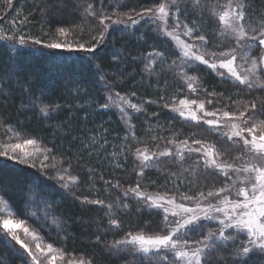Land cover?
Here are the masks:
<instances>
[{
	"label": "trees",
	"instance_id": "trees-1",
	"mask_svg": "<svg viewBox=\"0 0 264 264\" xmlns=\"http://www.w3.org/2000/svg\"><path fill=\"white\" fill-rule=\"evenodd\" d=\"M200 1L205 10L180 6V21L195 36L205 37V48L215 52L231 49L233 40L219 33L217 21L207 10L208 5L226 0ZM242 2L244 26L258 33L264 29V0ZM159 3L0 0V31L33 42L13 47L0 39V143L7 130L35 140L48 150L59 169L70 179L76 178L63 184L52 175L53 170L40 168L36 162L0 156V196L45 242L93 264H160L112 249L125 235L157 234L164 224L160 211L122 195L125 188L194 196L225 182L218 172L196 165L193 158H160L141 168L134 155L137 150L199 141L211 144L225 162L240 153L238 143L173 113L175 102L197 99L206 109L243 113L249 120L264 123V85L249 87L192 64L184 72L197 82L190 92L178 71L181 56L177 49L142 23L125 30L112 26L98 44L104 31L102 18L106 23L111 16L139 14ZM62 34L73 45H95L94 51L69 53L43 46ZM150 52L158 55L153 63ZM109 90L131 97L137 106L130 129L115 110L105 107ZM45 107L47 114L41 111ZM204 229H190L189 240L203 238ZM237 252L234 244L216 245L203 264H264L262 253L237 256ZM0 264H30L1 233Z\"/></svg>",
	"mask_w": 264,
	"mask_h": 264
},
{
	"label": "rangeland",
	"instance_id": "rangeland-1",
	"mask_svg": "<svg viewBox=\"0 0 264 264\" xmlns=\"http://www.w3.org/2000/svg\"><path fill=\"white\" fill-rule=\"evenodd\" d=\"M161 4L166 5V11L169 13V16L167 17L166 20H160L157 17L154 16H144V15H137V14H132L130 15L133 20H136V24H132L131 20H129V16L124 14V15H119V16H111V19L104 23L103 25V36L106 34L107 30L114 26H118L120 28H129L132 29L134 26H139L141 23L144 25V27L151 28L152 31L163 38L168 39L171 41V43L174 45V47L177 49L181 56V61L179 62L178 66V71L180 72L181 79H183L185 85L187 86L188 90L190 92H194L197 86V82L195 79H189L193 77H189L184 75V72L186 69L190 68L192 64H201L204 65L211 70L214 71L217 75L223 78H228L234 81L239 82L236 80L234 77L228 73L227 69L225 68H220L219 65L223 61L231 60L233 56H235V60L233 61V67L237 71L239 75L242 77H247V81L243 83L246 86L249 87H254V86H259V85H264V80L262 78V73H264V63H261L260 58L264 56V45H259V41H255V44L257 45L256 47L249 48L248 44L250 43L249 37L251 36H257L258 33H254L250 29L246 28L243 23V18H240L238 15H233L227 17L228 23L233 26V28L237 29V31H233L232 29L226 28L224 24L219 20V16L224 14L226 11H234L235 13H243V2L242 0H226V1H219L212 3L211 5L207 6L208 12L211 14V16L217 21L218 26H219V33L223 36H227L233 40V46L231 49H227L221 52H215L213 50H210L208 48H205V43L204 41H201L198 36H195L193 34V30L189 32V29L183 22L180 21L179 19V9L180 6H190L195 10H205L206 5L202 4L200 0H160V3L157 4L156 6L149 8V9H156L158 8ZM147 10V9H146ZM145 10L141 11L140 13H143ZM139 13V14H140ZM119 20L120 23H112V21ZM106 25V26H105ZM242 28L244 30L245 36L243 38H239V33L238 30ZM172 33L173 35L169 36L167 33ZM185 33H188L185 35ZM23 37L22 35L11 37V36H6L0 31V39L6 41L8 44L12 45L13 47H18L19 45L25 46L26 42L24 44H20L19 40L20 38ZM176 37H179V40L182 41L184 44L191 45V51L195 55H203L206 60H208V64H204L200 61H197L193 59L191 56H184L183 52L185 49L181 48L180 45L176 41ZM26 40L25 37H23ZM101 37V40L98 44H101L103 39ZM30 44H32V41H28ZM57 43H69L70 40L68 39V36L66 34H62L60 38L56 40ZM43 45V44H42ZM40 44V46L42 47ZM45 44L43 45L44 47L48 48ZM51 49V48H48ZM52 50H61L63 52H75V50H68V49H52ZM77 51V50H76ZM215 55H212V54ZM221 53H226L227 55H221ZM150 60L149 62L153 63L155 59H157L158 55L150 52ZM256 61V67L253 68V61ZM212 64H216L217 67L213 69L211 67ZM240 83V82H239ZM189 84H192L193 88H189ZM106 102H105V107L108 109H113L116 111L118 117L120 118L121 122L124 124V126L128 129H130V117L131 115L138 111V108L136 107L135 109L130 107L129 105H135V103L131 100V97L125 96V95H120L117 94L111 90L106 91ZM181 100H188V101H196V105H189V108L191 111H194L199 119L198 123H202L215 132L220 133L224 138H226L229 142H235L240 145V153L232 160V161H222L221 158L219 157L216 149L208 143H189L185 141L181 142H170L166 146L157 149H139L135 152V159L137 160L139 166L141 168L146 167L149 164L154 163L160 158H177V159H190L193 158L192 161L196 162V165H201L203 167L209 168L211 170H214L218 172L221 176H223L225 182L216 189H212L206 192H200L197 193L196 195L192 196H187V195H168V194H163V193H157L153 191H149L146 189L139 190V192L144 193L145 197H137L131 190L132 189H137L136 187H128L125 188L124 190L121 191V194L124 196H131L136 198L139 202L140 205L145 207V208H152L156 209L161 212L162 218H163V228L161 231L157 234L153 235H148V234H143L145 237H150V236H156V235H167L170 231H172L173 228H175V224L177 221L182 222V218H186L183 213H180L179 216H171L170 213L171 211H179V209H174L172 205L167 204V200H174L175 204H183L186 207L190 208H195L197 203L201 205V207H207L209 204L215 205V206H223L220 204V201L223 199L224 196H227L230 200L236 201V200H242L243 197L238 195L239 189L240 188H246L251 191V186L253 183H255V176L256 173L255 171H243L245 168H264V153L256 152L252 149L251 144L245 145L244 144V139H248L249 141L252 138V135L255 134L257 137H259L260 132L259 130L254 131L253 133H249L247 131L248 129H253V126H260L264 123H258L255 122L252 119H247L245 115L241 116L240 114H233L230 113L229 117H224L223 113L225 110L220 109V110H209L206 109L204 106L203 111H201L198 107V105L202 102L197 99H181ZM204 104V103H203ZM183 106L180 105V100L175 102L174 105H172L171 111L177 115H179L183 119L187 120H192L188 115V108H185V116H181L178 111H175L174 109L176 108H181ZM205 112H215L216 115L213 117H207L205 116ZM207 119H214L218 121L217 124L209 126L208 124L205 123V120ZM193 121V120H192ZM233 124L238 125L236 129L232 127ZM234 131H241V137L233 136ZM25 140H28L26 138H23L20 136L18 133H14L10 130L6 131V136L2 139V142L0 143V152H5L4 155L0 156H5L6 158L15 161V162H22L20 160V156L22 155L21 151L17 149L15 152H13L10 148H6V146L9 145H15V144H23ZM201 144L205 146H211V149L213 150V155L212 157H206L204 155V149H201L200 152L194 151V149L200 148ZM37 149H40V151H37ZM189 149H192L190 151ZM29 153H33L29 158L25 159L22 163H31V162H36L38 167L42 168L41 165L42 163L46 165L44 167L45 169H50L52 172L53 176H58L59 180L63 184H71V179L64 173V170L59 169V165L53 160V158H49L48 156V150L44 148L41 144L36 142L34 146H29L25 149ZM46 150V151H45ZM143 153L144 155H148L150 157H153L148 162H145L143 160V156H140L138 153ZM169 153L168 155H160L161 153ZM47 157V159H45ZM49 158V159H48ZM211 159H215L217 164L220 165H232L231 168L225 169L224 171H221L219 168L215 166H208L210 163ZM225 172L227 174H225ZM60 174V175H59ZM63 177V179H61ZM56 178V179H57ZM58 179L56 181H59ZM221 188H226V192L221 194L220 196H213V197H208L207 194L209 192L215 193L218 189ZM127 193V195H126ZM201 193H203V197H201ZM151 196L154 199L163 197V200H157V202L161 205V207H153L151 206V201L147 200L146 197ZM184 197H192L193 199H184ZM0 198H2L0 196ZM2 200L6 202L3 198ZM2 207V205H0ZM164 207L169 208V220L171 223H167L164 219L165 217V212L163 210ZM203 215V213H201ZM213 215H220L221 218L222 214H213ZM5 216H7V213L5 212ZM15 219H18L15 216ZM25 225L30 229L31 232H34L37 237H41L30 225H28L25 222ZM204 227L205 229V235L203 238L198 239L196 241H190L189 240V235L188 231L190 229L198 228L196 226H187L184 229H182L179 233L176 234V239L179 241L180 244H184L185 241H187V250H191L195 247H203L204 246V238L207 236L208 232L211 231L215 234L218 235L220 228L222 227L219 224V220L217 219H202L200 221V226L199 227ZM0 233L7 239V241L13 245L20 253L23 254L25 259L30 264H49V261L51 260V255H56V256H63L62 259H57L55 261V264H70V262H79L81 260L84 261V264H93L90 259L85 258L83 256H76L72 255L70 253H64L63 250L59 247H56L50 243L45 242L43 239H38V240H33L31 236L29 235L28 237H25L24 234L21 232L20 238L21 240L24 241L25 244L31 248L32 252L37 255V260L34 261L32 256L28 254V252L21 247L20 244L16 242L15 239L11 237L6 232H3L2 229H0ZM140 234H130V235H140ZM130 235H125L123 238L119 239L115 243H113L112 249L117 250L119 252H131L135 254L136 256H140L143 259L147 260V258L154 260L156 262H159L160 264L162 263H169V264H184L183 261L177 260V258L174 255L173 251H170L168 249H161L159 252H152L149 254H144L142 252L136 251V246L134 245H129V244H119V241L125 240L129 238ZM225 235L229 239L226 242H219V241H209V243H214V247L216 245H226L227 243L234 244V248L238 252L243 251L244 246L248 247H253L249 243V237L246 232H240L235 228L231 229H226L225 230ZM201 242V243H196V242ZM39 244L41 249L47 251L48 245H52L53 249L59 250L57 252L52 253L51 255H41L39 252H37L36 245ZM212 251V250H211ZM211 251H208L205 253V257L209 255ZM253 252H259L264 254V251L262 250H256ZM206 259V258H205ZM204 259V260H205ZM203 260V261H204Z\"/></svg>",
	"mask_w": 264,
	"mask_h": 264
},
{
	"label": "snow or ice",
	"instance_id": "snow-or-ice-1",
	"mask_svg": "<svg viewBox=\"0 0 264 264\" xmlns=\"http://www.w3.org/2000/svg\"><path fill=\"white\" fill-rule=\"evenodd\" d=\"M10 2V0H9ZM91 8V5L89 6ZM137 15H144V16H154L159 18L160 20H166L169 16V13L166 11V5L161 4L156 9H147L143 13L137 14ZM238 15L240 18H243V13H235L234 11H226L224 14L219 16V20L224 24L226 28L232 29L233 31H237V29L233 28L231 24L228 23L227 17ZM129 20H131L132 24H136L137 21L133 20L131 16H129ZM101 24L105 23V19L100 20ZM112 23H120L119 20L112 21ZM106 26V25H105ZM192 30L189 29V32ZM61 33H63V29H61ZM239 38H243L245 36L244 30L240 28L238 30ZM169 36L173 35L172 33H167ZM188 33H185L187 35ZM101 37H103V33H101ZM177 43L180 45L181 48L185 49L183 52L184 56H191L193 59L200 61L204 64H208V60L204 58L203 55H195L192 51L191 45L184 44L182 41L179 40V37L175 38ZM201 41L205 40V37L201 36L199 37ZM259 41V45H264V29L260 31V33L257 36H251L249 37L250 43L248 44L249 48L256 47L255 41ZM20 44L25 43V39L23 37L19 40ZM35 43L40 44V41H36ZM48 48L51 49H68V50H83L87 52L94 51L95 45L93 48H86L84 44L73 45L69 43H49L46 45ZM212 55H215L214 53ZM221 55H227L226 53H221ZM235 60V56L231 60L223 61L220 63V68L227 69L228 73L232 77H234L236 80H238L241 84L245 83L247 81V77H242L237 73L235 68L233 67V61ZM261 63H264V56L260 58ZM211 67L215 69L217 67L216 64H212ZM256 67V61H253V68ZM194 79V78H189ZM189 88H193L192 84H189ZM210 103V101H209ZM180 105L183 106L181 108L174 109L175 111H178L181 116H185V108H188L187 115L193 120L198 121L201 119L196 115L194 111H191L189 108V105H196V101H188V100H180ZM132 108H136V105H129ZM199 109L203 111L204 104L201 102L198 105ZM253 108L256 106L253 104ZM41 111L44 114H47L48 108L45 107L41 109ZM215 112H205V116L207 117H213L215 116ZM241 116L244 114L241 113ZM224 117H229L230 114L225 111L223 113ZM205 123L209 126L215 125L218 123V121L214 119H207L205 120ZM232 127L236 129L238 125L233 124ZM259 130L260 135L257 137L255 134L252 135L251 140L244 139V144L248 145L251 144L252 149L256 152L264 153V124L260 126H253V129H248L249 133H253L254 131ZM233 136L241 137V131H234ZM195 143H200L199 141H196ZM36 144L35 140H25L23 144H15V145H9L6 146V148H10L13 152H15L17 149H19L22 153L20 156V160L23 162L25 159L29 158L33 153H29L25 149L29 146H34ZM201 149H204V155L206 157H212L213 150L211 149V146H205L201 144L200 148L194 149V151L200 152ZM192 151V149H189ZM37 151H40V149H37ZM46 151V150H45ZM5 152H0V155H4ZM140 156H143V160L145 162L150 161L153 159V157H150L148 155H144L142 152L138 153ZM169 153H161L160 155H168ZM47 159V157L45 158ZM208 166H215L219 168L221 171H224L225 169L231 168L232 165H220L217 164L215 159H211ZM42 168L46 167L45 164L42 163ZM243 171H255V183L251 186V191L249 192L246 188H240L238 195L242 196V200H230L227 196H224L223 199L220 201V204L223 206H215L212 204H209L207 207H201L199 203H197L195 208L186 207L183 204H175L174 200H167V204L172 205L174 209H179V211H171V216H179L180 213H183L186 218H182V222L177 221L175 224V228L172 229L167 235H156V236H150L145 237L144 235H130L129 238L119 241V244H129L136 246V251L142 252L144 254H149L152 252H159L161 249H168L170 251L174 252L175 257L177 260L183 261L184 264H203V260L206 258L205 253L208 251L213 250L214 243H209V241H219V242H226L229 238L225 235L226 229L235 228L240 232H246L249 239V243L253 247L244 246L242 252H237V256H247L251 254L253 251L256 250H262L264 251V168H245ZM225 174H227L225 172ZM63 179V177H61ZM75 177L71 178V182H75ZM226 188L218 189L215 193L209 192L207 194L208 197L213 196H220L224 192H226ZM137 197H145L144 193L139 192L137 189L131 190ZM127 195V193H126ZM201 197H203V193L200 194ZM147 200L151 201V206L153 207H161V205L157 202V200H163V197H159L154 199L151 196L146 197ZM184 199H193L192 197H184ZM87 202V201H85ZM92 203L100 204L102 202L100 201H93ZM0 229H2L3 232L8 233L11 235L13 239L16 240L18 244L23 247L30 256H32L33 260H37V255L34 254L29 248L27 244L24 243L23 240L20 238V233L22 232L25 237H28L29 235L33 240L42 239L41 237H37L34 232H31L30 229L25 225V221L23 220H17L15 219V213L14 210H12L11 205L4 202L2 198H0ZM165 212V221L167 223H171L169 220V208L164 207L163 208ZM5 212L7 213V216H5ZM203 213V215H201ZM213 214H222V217L220 215H213ZM202 219H217L219 220V224L222 226L219 230L218 235L209 231L207 236L204 238V246L203 247H195L191 249L190 251L187 250V241L184 242V244H180L179 241L176 239V234L179 233L182 229H184L187 226H200V221ZM116 221H112L113 225H116ZM201 243V242H196ZM37 252H39L41 255H51L54 252H57L59 250L53 249L52 245H48L47 251L41 249L40 245H36ZM63 256H56L51 255V260L49 261V264H55V261L57 259H62ZM70 264H73V262H70ZM75 264H84V261L81 260L79 262H75Z\"/></svg>",
	"mask_w": 264,
	"mask_h": 264
}]
</instances>
